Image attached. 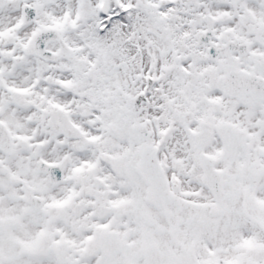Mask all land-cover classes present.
I'll use <instances>...</instances> for the list:
<instances>
[{"label":"snow or ice","instance_id":"1","mask_svg":"<svg viewBox=\"0 0 264 264\" xmlns=\"http://www.w3.org/2000/svg\"><path fill=\"white\" fill-rule=\"evenodd\" d=\"M0 264H264V0H0Z\"/></svg>","mask_w":264,"mask_h":264}]
</instances>
